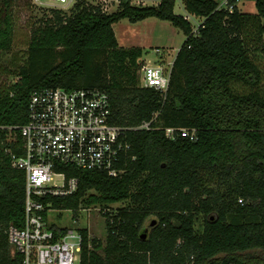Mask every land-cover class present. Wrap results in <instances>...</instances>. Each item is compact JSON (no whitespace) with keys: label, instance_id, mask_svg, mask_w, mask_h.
<instances>
[{"label":"trees","instance_id":"16d2710c","mask_svg":"<svg viewBox=\"0 0 264 264\" xmlns=\"http://www.w3.org/2000/svg\"><path fill=\"white\" fill-rule=\"evenodd\" d=\"M180 1L187 15L203 19L195 29L174 13L175 0L155 6L119 0L113 13L86 0L69 13L46 10L24 62L14 70L0 67V76L14 78L0 86V126L24 125L31 93L61 87L105 91L112 122L126 128L117 176L57 165L78 179L77 189L39 198L52 210L100 208L106 238L78 229L80 264H264V94L256 88L262 72L249 45L263 42L264 0H255L254 16L239 12V0H226L225 7L223 0ZM17 2L0 0V53L13 48ZM148 18L168 21L185 36L164 96L140 86L143 50L120 47L112 28ZM235 83L253 90L236 93ZM144 121L149 129L132 130ZM182 129L195 131L193 139ZM20 144L0 130V264H21L7 239L9 225L22 227L24 220L25 172L11 161L23 154ZM123 201L127 206L106 211ZM151 217L156 222L147 230ZM50 228L57 236L67 231Z\"/></svg>","mask_w":264,"mask_h":264},{"label":"built area","instance_id":"2783aa9c","mask_svg":"<svg viewBox=\"0 0 264 264\" xmlns=\"http://www.w3.org/2000/svg\"><path fill=\"white\" fill-rule=\"evenodd\" d=\"M30 1L38 8L66 12L81 0ZM226 3L223 0L220 7H225ZM156 53L159 58L154 63L140 59L139 84L164 96L174 58L164 60L162 53ZM112 118L110 99L105 91L54 87L31 93L24 125L0 126V130L7 133L8 142L20 138L23 151L21 156L11 155L12 166L25 172L23 226L10 224L7 229L10 253L18 254L21 264H80V232L67 229L65 234L57 236L47 221L50 204H44L39 198L67 196L77 189L78 179L67 178L65 173L57 171V165L104 171L109 176L119 174L115 164L128 148L122 141L126 128L114 124ZM150 123L144 121L132 130H147ZM173 133L172 128L165 130L167 137ZM181 134L193 139L195 131L189 133L182 129ZM238 202L243 204L242 199Z\"/></svg>","mask_w":264,"mask_h":264},{"label":"rangeland","instance_id":"374dc122","mask_svg":"<svg viewBox=\"0 0 264 264\" xmlns=\"http://www.w3.org/2000/svg\"><path fill=\"white\" fill-rule=\"evenodd\" d=\"M94 4H98L106 13L116 11L119 0H91ZM160 0H131V3L136 6H155ZM239 12L249 15H256L255 0H239L237 2ZM47 9H42L31 5L30 0H18L14 12L15 31L13 48L10 52L0 53V67L14 70L18 64L24 62L25 56L23 53L26 49V44L29 40L31 31L39 24L43 16H47ZM69 13V11H66ZM174 13L184 16L189 20L193 29L203 21L202 18L189 16L186 14L182 2L175 0ZM263 21V20H262ZM253 22L251 23V25ZM253 27V26H251ZM118 45L122 48H141L143 50L142 59L146 62H156L159 54H163L164 60H171L182 45L185 36L183 32L175 28L170 22L159 20L156 18H148L136 23H131L127 19H123L112 26ZM255 30V29H254ZM252 30V31H254ZM250 57L258 65L262 72V81L257 90L264 94V53L260 50L264 48V39L260 43L257 40L249 42ZM258 49L257 51L254 49ZM139 76V71L137 72ZM14 80L12 76H0V86L4 83ZM233 90L236 93L243 94L253 90L242 83H235ZM128 201H123L111 204L106 208L107 212H115L119 208L127 206ZM156 221L151 217L146 223V229H149V222ZM49 225H56L60 228L72 229H87L90 238H97L104 241L106 238V228L104 218L100 214V208L91 206L82 208L74 212L72 210H50L47 214ZM203 226V219L200 216L195 224V230L200 232ZM148 233V231L146 232Z\"/></svg>","mask_w":264,"mask_h":264},{"label":"water","instance_id":"95a60500","mask_svg":"<svg viewBox=\"0 0 264 264\" xmlns=\"http://www.w3.org/2000/svg\"><path fill=\"white\" fill-rule=\"evenodd\" d=\"M156 221L154 220L151 225H153ZM142 237L144 238L145 237V234H142Z\"/></svg>","mask_w":264,"mask_h":264}]
</instances>
